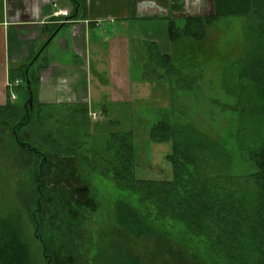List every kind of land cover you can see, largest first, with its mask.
<instances>
[{
  "label": "trees",
  "instance_id": "1",
  "mask_svg": "<svg viewBox=\"0 0 264 264\" xmlns=\"http://www.w3.org/2000/svg\"><path fill=\"white\" fill-rule=\"evenodd\" d=\"M234 16L246 18L245 34L250 46L233 73L248 78L250 83L239 87L248 90L251 105L264 103V0H212L210 12L181 16L185 20L183 26L176 23L175 17L167 16L169 37L171 41L184 36L204 38L208 25ZM147 45L149 76L170 80L173 73L178 76L174 81L173 76L172 82L179 83L187 75L188 72L174 65L171 55L160 52L155 42ZM30 68L31 63L24 64L19 75L31 82ZM241 69L246 72L241 74ZM15 80L12 75L11 81ZM26 87L25 112L33 95L32 89L27 84ZM9 101L10 94L8 105ZM30 109L36 111L26 114L27 126L30 129L34 123L39 126L37 137L55 143L66 140V149L91 152L89 169L111 176L122 191L115 208L116 224L130 237L164 236V232L184 234L181 236L185 245L206 253L214 264H264V116L259 117L254 109L241 110L242 124L238 123L236 131L227 132L239 146L238 158L232 154L234 148H228L227 138L215 141L177 120L172 111L163 112L154 122L149 138L156 142L171 141L172 151L167 155L171 163L170 179L135 177L137 155L131 129L109 130L101 147L82 148L71 143L79 131L89 136L91 127L99 123L92 121L86 105L42 104L33 95ZM233 109L238 111V107ZM251 111L255 113L252 116ZM51 119L57 121L55 126ZM109 124L116 125L115 121ZM66 125H70V132L63 134ZM247 136L253 139L250 146L241 140ZM236 163H242L246 169L235 173ZM15 219L0 214V264H32L30 247ZM112 260V264H141L137 256L120 250Z\"/></svg>",
  "mask_w": 264,
  "mask_h": 264
},
{
  "label": "rangeland",
  "instance_id": "2",
  "mask_svg": "<svg viewBox=\"0 0 264 264\" xmlns=\"http://www.w3.org/2000/svg\"><path fill=\"white\" fill-rule=\"evenodd\" d=\"M189 5V9L185 13H171L172 17L176 18V23L179 26L184 25L185 20L181 16L186 13L196 15L210 12L212 0H190ZM166 19L164 18L162 22H158L159 24L154 23V30L158 34H162L161 30L167 31L168 20ZM244 22H246V18L239 16L220 18L206 27L207 31L204 38L197 39L191 36H184L178 40L169 41L165 48L166 53L172 56L174 65L177 68L188 72L187 75L179 83H173L171 79L174 76L173 81L176 80L178 75L171 73V79H168L171 89L167 80L150 81L147 89L144 88L143 91L145 93L143 96V98L145 97L144 103L141 102L138 107H134L135 113H132V115L128 113L106 115L103 112H97V119H94V116L90 113L92 121H99V126L91 127L89 136L85 132L79 131L77 137L71 138L70 142L78 144L82 148L101 147L103 137L107 135L109 130L131 129L137 155L135 177L170 179L171 163L167 160V155L172 151V143L171 141H153L149 138V133L154 122L159 119L163 112L172 111L177 120L182 123H188L215 141L223 142L227 138L225 142L228 148H234V150L232 149L233 156L236 158L240 157L241 152L234 136L228 137L229 133L227 132L236 131L238 123L242 124L239 118V115L242 114L241 110L252 108L254 112L259 114V117L264 116V103L256 102L251 105L250 93L247 89L241 90L239 87L240 84H249L248 78L245 76L239 78L233 73L236 63L246 56L250 46L245 34ZM152 24H143L142 28L144 29L145 25H148L151 27L148 30H153ZM160 43L162 42L160 41ZM143 44L145 45V42ZM155 44L160 49L157 42ZM161 47L163 48L162 44ZM132 60L134 61V59ZM133 61V75L141 76V68L135 67ZM243 70L241 69V74L246 72ZM20 77L22 83L21 88L17 90V102L23 103L27 99V80L24 75ZM148 77L151 78V76ZM168 87L170 90H168ZM236 96L238 98H235ZM97 107H94V109L98 110ZM235 107H238V111H234L233 108ZM160 108L166 110H160ZM2 112L1 110L0 129H2L3 133L0 134V214L5 217L16 218L14 222L18 224L24 239L30 247L31 263L43 264L44 260H42L41 251L33 236L34 228L28 222L29 207L32 206L34 201L33 195L36 189L35 171L33 167H30L31 165L26 166L25 163L24 167L20 168L18 166V162L22 158L13 155H17L19 150L16 148L17 151L13 152V147H16L12 133L13 124L11 126H7V123L4 124L5 126L1 125V123H4L2 122L3 119L15 121L19 114L15 113L9 116L8 113ZM252 112H249L251 116L255 114H252ZM111 121H115L116 125H110L109 122ZM50 122H53L52 126H55L57 121L51 119ZM248 122L249 120L247 119L245 122L247 126ZM261 123H257V125L260 126ZM69 132L70 125H66L62 133L68 134ZM25 136H29L28 133L25 132ZM57 136L59 137L60 135L57 133ZM21 139L20 141L23 143L30 142L33 146L37 145L31 138L21 137ZM241 140L244 145L250 146L253 139L247 136V138H241ZM60 141L63 143H57L58 145H56L66 149L68 142L62 139ZM19 146L21 148L24 147L23 145ZM47 149L46 147H40L38 150L41 154L36 151L35 153L30 151V158L34 162L38 158L45 157L43 155H45L44 151H47ZM74 155L76 157V154ZM89 155L92 159L91 152ZM48 159L54 160L55 155L48 157ZM235 161L238 162L237 160ZM238 166H240V171ZM245 169L242 163L239 165L236 163L234 171L238 174ZM80 179L81 181L85 180L83 174ZM58 183L60 184V181ZM72 185L80 187L81 191H86V186L87 192L92 194L98 202L95 208L90 210L92 213L89 226V241L91 240V242L88 256H90V261L82 264H112V261L114 262L112 258L115 253L118 254L119 250L122 253L128 252L129 255L137 256L141 264H214L206 253L203 254L199 250L185 245L181 236L184 234L178 235L164 232V236L134 238L127 235L123 229V233H121L120 226L116 224L115 208L117 201L122 196V191L117 188L111 176L92 173L85 186L76 182ZM68 188L69 190H67ZM68 188L66 183V187L62 185L60 190L64 191L66 196L72 195V187ZM84 193L78 192L77 195L81 198L80 201L93 206L95 200L91 197L83 196ZM69 197H72V200L78 198L75 196ZM53 201L50 200L49 203ZM69 214L73 217L74 212L69 210ZM57 232L56 229L53 230L54 234Z\"/></svg>",
  "mask_w": 264,
  "mask_h": 264
},
{
  "label": "crops",
  "instance_id": "3",
  "mask_svg": "<svg viewBox=\"0 0 264 264\" xmlns=\"http://www.w3.org/2000/svg\"><path fill=\"white\" fill-rule=\"evenodd\" d=\"M189 1L0 0V105L12 92L18 97L21 85L8 83L12 75L20 79L21 67L31 63L28 87L38 103L84 104L89 114L132 115L150 81L169 82L146 73L147 43L157 42L166 53L171 42L168 21L162 34L154 23L172 12L185 13ZM64 9L71 17L59 24L57 13ZM149 23L153 30L142 28ZM132 61L141 76L133 75Z\"/></svg>",
  "mask_w": 264,
  "mask_h": 264
},
{
  "label": "flooded vegetation",
  "instance_id": "4",
  "mask_svg": "<svg viewBox=\"0 0 264 264\" xmlns=\"http://www.w3.org/2000/svg\"><path fill=\"white\" fill-rule=\"evenodd\" d=\"M67 17L69 21L71 16ZM58 23L60 24L61 22ZM17 98V95L13 97L10 94V104L8 105V102H6L4 105H0L2 113H8L9 116L15 113L19 114L15 121L3 119L2 122L4 123H1V125L3 126L7 123V126H11L13 124L12 133L16 146L13 147V152L17 151L16 148L19 150L17 151V155L12 154L22 158L18 162L19 165H17L21 168L22 166L24 167L25 163L26 166L31 165L30 167H33L35 171L36 189L33 195V207H29L28 222L34 228L33 236L41 251L42 260H44L43 264L88 263L90 261L88 253H90L89 247L91 242V240L89 241V226L92 219L90 210L95 208V205L98 203L93 195L87 192V187L85 186V183L93 173L88 165L90 155H88V151H71L58 147V144L52 140L37 137L36 134L39 131V126L34 123L33 129H30L27 126L28 117L26 115L31 112L34 114L36 110H31L30 105L25 112V101L23 103L17 102ZM0 131V134L3 133L2 129ZM25 132L29 136H25ZM21 137L31 138L37 145H34V147L30 142L23 143L20 141ZM19 145H23L24 147L21 148ZM40 147L48 148L47 151H44L45 155L43 156L45 157L38 158L33 162L29 152L34 151L35 153L36 151L40 153L38 150ZM74 154H76V157ZM52 155H55V159H48ZM86 158L88 159L86 160ZM82 174L85 178L84 181L80 179ZM58 181H60V184ZM74 182L83 184L86 191H81L80 187H74L72 185ZM66 183L67 188L72 187V195L66 196L64 191L60 190L62 185L66 187ZM78 192H85L83 196L91 197L95 200L93 206L80 201L81 198L77 195ZM69 196L78 198L72 200V197ZM50 200L55 201L49 203ZM69 210L74 212L73 217L70 216ZM54 229L58 231L56 234L53 233Z\"/></svg>",
  "mask_w": 264,
  "mask_h": 264
},
{
  "label": "built area",
  "instance_id": "5",
  "mask_svg": "<svg viewBox=\"0 0 264 264\" xmlns=\"http://www.w3.org/2000/svg\"><path fill=\"white\" fill-rule=\"evenodd\" d=\"M57 15H58V16H63V17H61V19L59 20V22H67L68 19H66V17H67V16H70V12H69L68 10L64 9V10H60V12L57 13ZM21 83H22V82H21L20 79H16L15 81H10V82L8 83V85H9L10 87H12V86H14V85H15V86L20 85ZM11 95H12L13 97H16V93H15V92H12ZM91 115L94 116V119L97 118V113L93 112V113H91Z\"/></svg>",
  "mask_w": 264,
  "mask_h": 264
},
{
  "label": "water",
  "instance_id": "6",
  "mask_svg": "<svg viewBox=\"0 0 264 264\" xmlns=\"http://www.w3.org/2000/svg\"><path fill=\"white\" fill-rule=\"evenodd\" d=\"M59 18L61 19V16H59ZM59 19V20H60ZM66 19H68V17H66ZM59 20H57V21H59ZM60 24H66L65 22H61ZM27 85L30 87V81L29 80H27ZM31 102H30V104H31V106H32V96H31Z\"/></svg>",
  "mask_w": 264,
  "mask_h": 264
}]
</instances>
